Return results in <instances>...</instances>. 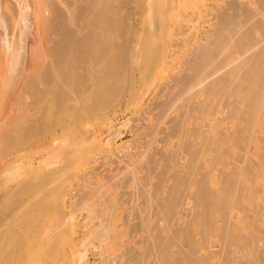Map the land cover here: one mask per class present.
Instances as JSON below:
<instances>
[{
  "label": "rangeland",
  "instance_id": "obj_1",
  "mask_svg": "<svg viewBox=\"0 0 264 264\" xmlns=\"http://www.w3.org/2000/svg\"><path fill=\"white\" fill-rule=\"evenodd\" d=\"M84 1L85 0H0V83H1L2 87L8 86V77L10 75L9 74L10 70H8L6 68V65H5V61H7V58L10 59V56L17 57L18 55H22V54L25 57V55H26V59L25 58H24V60L22 59V64L25 61L24 65H25L26 70L25 69L22 70L21 73H23V75H21V79H19L20 77L17 78V79H19L18 80L19 84L16 85L17 81H15V80H14L15 83L12 82V84H14L13 87L17 88V89L13 88L15 90L14 96L19 97V94L21 93L20 95H21V99H22L24 97L23 96V93H24L25 99H23L22 101L29 100V102H30V100L31 101L34 100V99L32 100L31 98L27 99L30 96H29V94H27L29 97L26 95L27 92L26 93L24 92V88H26V82H28V80L31 78L30 76H32V77L37 76V75H33L35 72L33 70L35 68H32V70H29L30 66L37 65L36 63L38 62V59L35 57V55L39 56L40 58H42V57L44 58V57H47L49 54H51L52 51H54L57 48V44L61 41V38H62L61 34H60V30L63 27L61 25L64 26L66 24L65 26H67V30H69V28H70V30H74V29L76 30L78 28L77 22H79V21H77V19L79 20L78 17H80L82 12L85 10L82 8H84L86 6L85 5L86 3ZM125 1L126 0H124V1L120 0V1H118V2H120L119 4L115 3L116 4V5L114 4L115 8H116L117 4L122 5L123 3H121V2H124L125 5L127 6L128 3L126 4V2H128V0L126 2ZM133 1L132 0H131V2L129 1L131 4V8H129L130 7L129 5H128L127 9H126L125 5L124 6L122 5L123 7L122 6H118V7L123 8L122 9L123 11L119 12V16H120V13H122L120 17L122 19L125 18V20L130 19V18H128L129 14H128V16H125V15H127L128 12L134 13V11H136V14L132 13L135 16L134 18H131L132 20L130 19L129 21H125L126 23L129 22L128 23L129 25L127 24L128 27H126L125 22H124L125 25H123L124 27H122V26H121L122 28L120 27L121 29L124 28L125 31H128V30L130 31V29H132L133 27L135 28L138 26L136 28L137 30H135L134 28L132 29L135 31V33H134V35H133V33L131 35H132V37L134 36V38L136 40L138 38L139 39L136 41L134 38H130V39H132L133 43H130L129 39H128L129 40L128 42L130 43V46H132V47L135 46L133 48L134 51H131V52L129 51V53H132L133 55H136V57H137L136 51H138L140 49L139 50V56L137 57V59H139V68H138V70L135 71V75H134L136 78V79L134 78L135 81L134 80L131 81V79L128 81V77H126V84H129L126 87L129 86L128 89H130V87L135 86V88L132 87L134 89V91L136 90V92H135L136 95L134 96L135 100L133 99L132 104H131V103H128L126 100H124L125 97L124 98L121 97L120 99L123 98L122 99L123 101L120 99L117 100L118 101L117 104H114L112 109H110V111H107L106 114H101V115H103V117H101V115H99L96 118H91V119L86 120L84 123L85 125L83 124L84 128H82L78 132H76L77 134L75 132L71 133V131H68V132L62 131L61 133H59L60 135L56 136V139L54 138L55 142H57V141L58 142L53 143L52 145L50 144V141H49L52 139H51V137L49 138V135H48L47 137H45L43 139H38V140H35L34 142H32V144L30 145L28 155L21 154L22 161H25L26 165H28V167H27L28 169L25 168L26 173H24V176H26L28 173L29 176L27 175V177H29V180L31 179L30 181H32V179H33L32 182H34V183L35 182L37 183L40 180V175H43V174L44 175L45 174L50 175L51 171L53 173L55 170L59 171L58 169H60L61 166L66 167L65 169H63L61 167V170L63 169L61 177L59 175L55 176L53 182L49 181L51 184L49 182H47L45 189L43 188V190H45L44 192H46L45 196L41 192L36 193V191H34V193L32 194V195H34V196H32V200L34 199V201L36 198L37 199H43V198L49 199L50 195H49V192H47V191H51L52 189H54V192L57 195L59 192H63V194H66L64 196V195H62V193H60V195H62V196H60V195L57 196V199H59L58 202H60V205L58 203L57 204L59 207H61L62 220L64 219L63 225H61L60 229L56 230V227L53 225L54 224V219H53L54 217L53 216L51 217V215H53V214H51L49 216L51 218L47 217L46 221H48L49 226H47V222H46V226H45L46 234H44V235L47 238L48 237L49 238L48 239L46 238L47 240H45L44 244L41 247H37L36 246L37 245L36 244L37 243L36 242L37 235H35V233L32 234L31 239H30L31 257H30L29 261H27L23 264H138V263H140V260H141L140 264H142V263L151 264L150 262H152L153 260H154L153 263L159 262V264H162L165 260L160 261V259L162 260V259H165L166 257H167L166 260L169 262L167 264H171V263L173 264L174 263L173 262L174 261V251H172V244L170 243L171 241L169 242L170 244L168 243V249L166 252L169 254V256L167 254L166 257H165V255H163L164 257H162L161 255L163 253L160 252V250H159V253H162V254H159L157 249H155V245L153 244L154 245L153 246L151 244V242H153V240L156 243V240H155L156 236L155 235L158 232L159 233L161 232L160 235H162V237H169V239L172 238L171 237L172 236V232H171L172 230L169 229L170 226H172V222L171 221L167 222L168 218L166 215V214H168L170 216L172 214V210L169 209L170 207L172 208V201H171L172 196L168 197L169 195H172V192L170 194L168 193V190L172 191V185H171L172 184V170H171L172 166H170L172 164V150L176 149L180 143L185 142L187 137L190 138V136L192 134L191 133L192 132V130H191L192 126H193L192 129H195L198 126L201 127L200 124H204L205 128L209 130L210 126L212 124L218 125V121L210 124L209 121H212L211 119L213 116H212V113H206L207 111L205 110L206 111L205 112L203 110L204 107L206 106L205 104H204L205 106L201 104V107L204 106L201 111L197 112L193 109V107L195 105H198V103L200 102V99H199L200 97H198V96L193 98L189 102L190 104H187L188 105L187 116H189V117H186V113H183L187 109L186 106L180 107V106L184 105L183 104L184 102H186L184 98L177 100V102H175V106L173 109H170L172 107H169V109L167 110L168 113L162 109V107L165 108L164 106H162L165 103V102L163 103V100L164 101L172 100V98H171L172 95L173 96L175 94L177 95V93H175V92H178V89L182 85L181 83H177L176 81H174V83H173V78H174L173 76H175V74L177 77H179L180 75L182 76L184 74H188L189 73L188 71H190V73L192 72L191 71L192 69L190 68V66H192V65L189 64L188 62H190L191 59L194 57V56H192V53L193 52L195 53V47L197 48V50H199V49H201V48H198L199 44L202 43L203 41H204V43H205V41L207 42V39H210V41H211L213 39V38L211 39V37H214L215 34H217V36L218 35L220 36L221 35L220 33H223V32L228 33L227 28L226 29L221 28L222 25H221L220 29L223 30V32H220L219 34H218V32L217 33L215 32V31L219 30L218 29V27L220 26L219 23L222 22V19H221L222 16L221 15L225 14V13H223V11L225 10L226 12H228V14L233 13L235 11L233 10V8L231 9V7H229V5H228V4H231L232 0H158L157 4L155 2L157 0H135L137 8L132 7L133 5L135 6V4H133ZM139 1L140 2L142 1V2L139 3ZM152 1H153V3L155 2L154 3L155 7L152 5L153 3H151ZM239 1L246 2L248 0H239ZM81 2H84V3L81 4ZM247 3L249 4L248 7H250V9L253 8L254 11L257 13L258 16H255L256 20L259 19V17H260V19H264V12L262 11V10H264L263 9L264 8V6H263L264 0H261V1L260 0H249ZM150 5L154 9H152L150 7ZM161 5L164 6V8L161 7ZM138 7H139V9H138ZM228 7H229V10L227 11ZM259 7H261V8L263 7V8L261 9ZM132 8L134 10H132L130 12L129 9H132ZM77 9H78V11H77ZM138 10H139V12H138ZM140 10H142V11H140ZM161 10H162V12H160ZM79 11H80V13H79ZM118 11H119V9H117V12ZM220 11H221V13H220ZM163 12H165L166 14L168 12V14H167L168 16H166V14L164 15ZM137 13H139V15H137ZM159 13H161V14L163 13L162 16H164V18H165L164 20L166 22H169V24L166 27H165V21H163L164 23L162 22L163 18L160 19L162 16L160 18L157 17V16H159V15H157ZM219 14H221V15H219ZM70 15H72L73 17ZM74 15H75V17H74ZM133 15H131V16H133ZM136 15L138 17L141 16V18H140L141 20L138 19L140 21L136 20L137 22H139L138 25H135V24H137V23H135V18L137 17ZM216 15H218L220 17H217ZM126 17H127V19H126ZM255 17H254V19H255ZM166 18H168V19H166ZM218 20H219V22H218ZM256 20H253V21H256ZM65 21H66V23H65ZM72 21H75L76 25H74L75 22H72ZM6 22H8V23H6ZM131 23H134L133 24L134 26ZM140 23H141V25H140ZM216 24L219 26H216ZM156 25H158L159 28ZM129 27H131V28L129 29ZM144 27H146V28H144ZM154 27H157L158 29L154 28ZM162 27L164 29H162ZM167 27H169V30ZM127 28H128V30H127ZM154 29L157 31H154ZM216 29H218V30H216ZM159 30H161V31H159ZM210 30H212V31H210ZM153 31H154V34H152ZM131 32H133V31H131ZM155 32H156V35H155ZM165 32H167V33H165ZM212 32H214L215 34H213ZM61 33H62V30H61ZM175 33H176V35H175ZM261 33H262L261 31H259L257 33L258 37H262ZM158 34H160V35H158ZM167 34H168V37L165 36L167 38L166 39L164 37V35H167ZM136 35H138V36H136ZM171 35H172V37H170ZM159 36H160V38H159ZM219 36L214 37V40L215 39L217 40V38H219ZM120 37H121V35H120ZM151 37H152V42H151ZM123 38H124V40H123ZM123 38H119V36H118L117 39L118 40L120 39L119 40L120 42H118L116 40V38H115L114 42H118L119 45L121 46L124 44V43L120 44L121 41L126 40L125 36H123ZM58 39H60V41ZM155 39H157V40H155ZM144 40L146 41V43ZM160 41H162L161 42L162 46L160 45ZM165 41H167V42H165ZM208 42H209V40H208ZM212 42H214V41L212 40ZM134 43H135V45H134ZM152 43H154V44L152 45ZM163 43H165V44H163ZM117 44H115V46ZM126 44H127V42L125 43V45ZM206 45H208V43H205V46ZM163 46H165V47H163ZM54 47H56V48H54ZM58 47H59V44H58ZM132 47H131V49H132ZM12 48L14 50H12ZM53 48H54V50H52ZM145 48H146V50H145ZM49 50H52V51H49ZM192 50H194V51H192ZM197 50H196V52L198 53ZM48 52H50V53L47 55ZM146 53L149 54L150 58L148 57V55ZM194 53H193V55H194ZM142 54H144V56ZM30 55H33V57ZM152 56H153V58H152ZM158 56H160V57H158ZM142 57L144 59L143 62L141 61ZM29 58H35L36 60L31 59V62H30ZM155 59L158 62H156ZM168 59H169V62H168ZM185 59H187V60L189 59L188 62H187V60L185 61ZM145 61H147L148 65L150 66L149 68H147V66L146 67L144 66V64L147 65L145 63ZM153 63H154V65H156V67L152 65ZM183 63L186 64V65L184 64L186 67L182 66ZM140 64H141V66H140ZM179 64H182V65H180L181 66L180 68H179ZM27 66H29V68ZM22 67H24V66H22ZM140 67H141V69H140ZM143 67L145 68L146 71H148V72L151 71L152 73L145 74V77H144V75L142 74V72L144 73V71H145V70H143ZM151 67H155L152 69L153 71L151 70ZM183 67H184V69L187 68L184 71L185 73L182 72L181 68H183ZM146 68L149 70H147ZM178 69H180V70H178ZM25 71H27V72L25 73ZM28 71H30V72H28ZM146 71H145V73H147ZM176 71H178V73ZM27 73L30 75H28ZM31 73H33V74H31ZM165 73H166V75H165ZM16 74H17V76L20 75V73L18 75V72H16ZM26 74L28 75L27 77L29 79L26 76H24ZM151 75H152V77H151ZM146 76L148 78H146ZM155 76H157V77H155ZM141 77L144 78L143 81L146 80L143 83V84H145V86L142 85V81H140ZM163 77H164V80H163ZM177 77H175V78H177ZM24 79H25V81H24ZM141 80H142V78H141ZM19 81L20 82L22 81V82L20 83ZM167 81H171L169 83L170 84L173 83V85L169 86V83H167ZM24 82H25V84H24ZM157 82H159L160 84L162 83V84L161 85L156 84ZM15 85H16V87H15ZM23 85H24V88H23ZM165 85H166V87H164ZM139 86L141 88H139ZM144 87L147 89H145ZM160 87H161V89H160ZM11 88H12V85H11ZM173 88H174V91H172ZM161 91H163V92H161ZM1 92H3V91H1ZM168 92H169L170 97L167 96ZM157 93H158V95H157ZM124 94L126 96L128 95V93H124ZM137 94H139V95H137ZM154 95H156V96H154ZM26 96H27V98H26ZM17 97L13 100L15 101L17 99ZM167 97H168V100H166ZM177 97H179V95ZM136 99H137V101H136ZM19 100H20V98H19ZM155 101L157 104L159 103V101H161L159 104V105H161V103H162L161 107H159V105L157 106V104H155ZM178 101H180V102H178ZM192 102H194V103L192 104ZM176 103H177V105H176ZM222 104H223V106H222ZM222 104H221V106H219L217 108V110H221V111L225 110L226 111V108L228 109V107H226L227 105L225 104V102ZM115 105H116V108L114 107ZM136 105H138V106H136ZM171 105H172V101H171ZM189 105H190V108H189ZM154 106L156 107V109L154 108ZM178 106L181 109L183 108V112H181V114H180L181 109L177 108ZM191 107H192V109H191ZM224 107H226V108H224ZM113 108H115V110L117 109V111L113 110ZM221 108H224V109H221ZM150 109H152V110L150 111ZM161 109L165 113L163 112V114H162ZM34 112L35 111L30 112V117H32V115L34 116V117H32L33 120L36 116V115H34L35 114ZM141 112L143 114L142 116H144V117L141 116ZM158 113H160V115ZM190 113L192 114L191 116H190ZM12 114H13V111H8V110L7 111L5 110V112L3 110L0 113V222H2V224L0 223V236L3 234V237H7V232H8V231L6 232L7 227L5 225L3 226L4 218L14 212V208L9 206V202L12 201L11 190H10L11 184L10 183L12 182L11 180H13L12 177L14 176V174H15L14 177L17 176L15 170L12 173L13 175L11 174V161H12V157H13V153L11 151V148L13 145V143H12L13 132H12V126L10 125V123L12 120L11 119ZM145 114H147V115H145ZM157 114H158V116H157ZM180 115L185 116L187 120L184 121V118H182ZM194 115H196L195 116L196 120H194L195 119ZM219 115L220 116L224 115V113L219 112ZM173 116L177 117L176 121H178L181 118L178 122L182 123V127L185 126L184 130L183 129L180 130V131H184V132L180 133V131H179V133H177L178 131L177 132L175 131L176 129L174 127L176 125H178V122H175ZM157 117H158V119H157ZM140 118H141V120H140ZM172 118H173V121L175 123H177L176 125L171 121ZM203 118H205V120ZM242 118L237 119L233 115V117H229V119L226 122H228V123L230 122V124L232 123V126H233V124H235L234 125V132L237 135L244 133V135L246 134V136H248V133L252 134L251 136L250 135L249 136H250V138L253 139V143L251 145H249L250 148L248 146L245 148V152H244V148L240 147L238 153H235V154L237 156L242 155V154H246L247 156H249L248 157L249 159L247 158L248 161L246 160L244 167L246 166V163H248V164L252 163L253 164L252 167L256 166V171H258V172H254L253 175L252 174L248 175V178H246L245 181H241L239 185L242 188H246V187L247 188L251 187L254 189L256 187L261 188V187H263V182H264V170H263L264 166H262V165H264V163H263L264 162V132H263L264 131V121H263L264 118L262 119V121L260 120L258 122H255V125H256L255 127L257 129L255 133L254 132L250 133V131L248 129V127H250V125H249V123L246 124L247 117L244 116V118H245L244 120ZM200 120H201V123H200ZM206 124H207V126H206ZM230 124L225 123L223 126H224V128H226L227 125L231 126ZM156 126H157V128H156ZM158 126H160V127L158 128ZM171 126H173V127H171ZM199 127L197 128L198 131H200ZM154 128L156 130H153ZM172 128H174L173 130H174V132H176L175 134H178L177 136L175 134H172V133H174ZM219 128H221V130ZM219 128L218 129L223 133L222 127H219ZM237 128H238V131L242 129L240 131L241 133L240 132L238 133ZM244 128H246V130H244ZM162 129H164V131H166L167 133H165V132L163 133ZM211 129L212 130H210L209 133L212 131V134H214V137L218 138V133L220 131L217 130V128L214 127L213 125L211 126ZM170 130H172V133L170 132ZM28 131L29 130H26L24 132L26 133ZM193 131H195V130H193ZM246 131H248V133ZM117 132H119V133H117ZM159 132H160V134H159ZM107 133H109V134H107ZM114 133L116 136L114 135ZM150 133L152 134V136ZM182 133H184V134H182ZM100 134H101V136H100ZM149 134H150V136H149ZM96 135H97V137H96ZM143 135L146 137H144ZM167 135H168V137H167ZM165 136H166V139L163 138ZM198 136L201 138L204 137V135H198ZM136 137H141L142 139L137 138V140H135ZM262 137H263V139L261 140ZM104 138H105V140H104ZM163 139H165L166 143ZM179 139H183V140H179ZM106 140L108 143L107 142L105 143ZM133 140H135V141H133ZM98 141H101L104 143H101ZM141 141H143V142H141ZM201 141H202V139H201ZM150 142H152V143H150ZM163 142L165 144L162 145ZM73 144L76 145L77 147H73V149L70 150V147H71V145L73 146ZM92 144H93V146H92ZM102 144L104 145V148H103V146H101ZM175 144H176V146L174 147ZM94 145H95V147H94ZM100 146L102 149L99 148ZM198 146H200V145L198 144ZM56 147L59 151H56ZM89 147L90 148L94 147L93 149H91V154H87L88 152L90 153ZM148 147H149V149H148ZM151 147H152V149H151ZM85 149H87V150H85ZM156 149H160L161 153H158L160 150H158V152H157ZM248 149H250V150H248ZM74 150H76V151H74ZM130 150H131V152H130ZM162 150H163V152H162ZM154 151H155V154L152 153ZM170 151H171V154L168 155V153H170ZM197 151H200V150H197ZM70 152H71V154H69ZM83 152H85V153H83ZM143 152H144V154H142ZM149 152L152 153L154 157L151 154V156L148 158ZM236 152H237V150H236ZM145 153H146V155H145ZM77 154H79V155H77ZM160 154H162L163 157H160L161 156ZM164 154H166V155H164ZM192 154H195L196 156H198L197 155L198 152H195V153L193 152ZM132 155L134 157H132ZM195 155H192V158L196 159V161H197L199 156L194 158ZM200 155H201L200 157H202V158H200V160L202 159V163H203V161H204L203 159H205V158H204V156H202V154H200ZM86 156L87 157L89 156L88 158H90L88 160L85 159L87 161L84 160V158H87ZM143 156H145L146 158ZM169 156H170V158H169ZM77 157H78V160L76 159ZM159 157L161 160L159 159ZM71 158L73 160L75 159L76 161L74 160L75 162H71L70 161ZM91 158H92V160H91ZM166 158H168V160ZM187 158H189V157H187ZM190 158H191V156H190ZM68 159H70V160H68ZM154 159H155V161H154ZM156 159H157V161H156ZM165 159L167 161L166 164L164 162ZM169 159H171V160H169ZM220 159H221L220 157H219V159H217L216 167H215V170L213 172L214 175L217 176V180L215 182H220V183H216L215 185L220 187V189L218 188L219 190L217 189V191H215V193L213 195H211L210 197H211V199H214V200L221 202V201H227L229 194H228V192H226L225 190H222V188H221L223 186V184H222V181H220V180H222L221 177L224 174V167H225L224 164L225 163L223 164L224 161L222 159L221 160ZM262 160H263V162H262ZM168 161L170 162V164H168ZM66 162L67 163L70 162L72 164L76 163V164L72 165L69 163L68 165H70V166L72 165V167H70V166H67ZM87 162H90V163H87ZM199 162H201V161H199ZM85 163L87 165H85ZM143 163H144V165H143ZM154 163H156L157 166H154L155 165ZM202 163L197 164V166L199 165L197 168L198 172L196 173L197 174L196 176L198 178H201V174L203 175V173L199 174V171L200 172L205 171V169L202 168L203 167L201 165ZM254 163H255V165H254ZM259 163L262 165H260ZM167 165L170 169L168 167H166ZM257 165L260 167H257ZM108 166H109V168H108ZM162 166H164L165 168ZM126 167H127V169H126ZM153 167L155 170H153ZM162 168L166 169L165 171L167 173H162V172H164L163 170H161ZM220 168H223V169H220ZM234 168H235L234 169L235 171L240 172L241 167H239L238 164H236L234 166ZM53 169H55V170H53ZM219 169H220V171H219ZM151 170H152V172L153 171L154 172L152 173ZM57 171H55V172H57ZM133 171L135 172V175H133V173H134ZM222 171H223V174H222ZM43 172H45V173H43ZM93 172H94V174H93ZM160 173H161V175H160ZM219 173L221 176H219ZM255 173H256V176H254ZM118 174H119V176H118ZM145 174L148 176H146ZM38 176H39V178H38ZM161 176H162V178H161ZM163 176H165V177H163ZM34 177H35V179L36 178L37 179L35 180ZM86 177H87V179H86ZM128 177H130L131 179H129ZM137 177H138V179H137ZM147 177H149V178H147ZM124 178H125V180H124ZM134 179L137 180L138 182L137 181L135 182ZM159 179H160V181L163 180V181H161V184H160ZM128 180H130V181H128ZM107 181H108L109 185L106 186ZM122 183L124 184L123 186H122ZM134 183L136 184V186L138 188L135 186ZM153 183L154 184L156 183L159 186V187H157L160 189V190L158 189V192L161 193L162 196L157 192V190H155L156 184L154 185ZM93 184H94V186H93ZM140 187L141 188L143 187V189L138 190ZM78 188H80V189H78ZM135 188L137 190L134 191ZM229 188H231V187H229ZM97 189H100V190L103 189V190L99 191ZM144 189L147 190L145 193H143ZM77 190H79L78 194H76ZM86 191H88L89 193ZM136 191H137V193H136ZM153 191H156L157 194L154 192L156 194L155 195L153 193ZM84 192H85V195H84ZM247 193H248V191H246L245 189L241 190L240 192H237L235 194L233 193L237 199L228 201L229 204L227 206L228 207L227 210H228V212L230 211L231 214L235 215L234 219H233V217L231 219H233L234 221L237 220L236 222H234L235 227L237 229L235 231V235H234L235 242H233L232 244H231V242L230 243L224 242L225 245H224V243H221L220 241H222V242L224 241L223 240L224 233H222L223 230L220 228L213 229L212 232H214V233H211V235L209 234V236H208V238L211 237L212 240L219 241L220 244H222V246H226L227 248L234 250L235 251L234 257L232 259H227V260L222 259L223 256H221L219 253L220 248L217 247L219 249L216 250V247L210 248L207 243L202 242L204 237L201 236V234H199L200 233L199 230L196 229L194 231V233L191 234V238H192L191 242L185 248V252L187 253V256L184 257L180 261V264H195L193 262V257H192L193 254L192 253H194V255L196 257H198L202 260H208L210 262V264H264V260H263L264 243L261 242L262 240H264V212L260 213L257 210V208L248 200V198H246ZM73 194H74V196H73ZM80 194H81V197L79 196ZM137 194H139V195H137ZM83 195L87 197L86 199L88 201H85V197ZM152 195L155 197H153ZM150 196L153 198V200H151L152 198ZM62 197L63 198L67 197L64 200V202L62 200L63 199ZM148 197H150L151 201H149ZM160 197L161 198L163 197L164 199L160 200ZM167 197L170 200H168ZM81 198L83 199V203H79V202H82ZM239 198H241V199H239ZM262 198L264 199V195L262 196ZM79 199H80V201H79ZM61 200H62V203H61ZM166 200H167V202L168 201L169 202L167 203ZM154 201H156V202H154ZM160 201H161V203H160ZM170 201H171V203H170ZM232 201H233V204L235 203L234 205L232 204ZM36 202H40V203L45 204L42 201H36ZM52 202H54V201L50 200L49 204L52 205L53 204ZM76 203H78V205ZM144 203H145V205H144ZM148 203H151L153 205L155 203H157L156 204L157 207H158L159 203L165 204V206H163V204H162L161 207H167V209H169L168 211H170V212L166 213L163 210V213L165 214L164 217L166 218V220L163 219V217L161 218V220H159L160 222L157 220L163 214L162 211L159 214H157L158 210L160 211V210L164 209V208L160 207V204H159L160 209L158 207V210H157V207H155V205L154 206L152 205L153 209H155L152 211V206H151V204L149 205ZM166 203H167V206H166ZM194 203L195 202H192L193 205H195ZM240 203L244 204V205H242L243 207L240 206ZM196 204L198 207L200 203L197 202ZM54 206H55V204H53V207ZM136 206H137V208H136ZM138 206H140V209L142 208L141 211H140V209L138 210V208H139ZM245 206L248 207L246 213H245V211H246ZM136 209L138 212L136 211ZM149 209H150V211L148 214ZM167 209H165V211H167ZM239 210H241L242 214H240ZM226 211L225 210L223 211L224 215H225ZM140 212H141V215L139 216ZM152 212L155 213V216L153 215L154 216L153 218L151 216L153 214ZM230 212L227 214L229 215ZM136 213L138 215V218H137ZM150 213H151V215H150ZM147 214L149 216H151V217H149V219L151 221L145 220L146 216H147L146 219H148ZM217 215H218V217H217ZM219 215L221 216V212H217V214H215L214 216H216V218L219 219ZM131 216H132V219H131ZM240 216H241V218H240ZM171 217H172V215L170 216V218ZM216 218H215V220L218 223L222 222L221 219L217 220ZM104 221H106V222H104ZM157 221L159 223V228L157 227L158 229L155 228L156 226H158ZM137 222L139 224H140V222L146 223L145 226H144V224L143 225L140 224V227L142 226L141 228H143V227H145V228L139 229V230H141V231H139L137 229V226L139 225V224H137ZM166 222H167V224L170 223V224H168L169 226L166 224ZM102 223H104V224H102ZM155 223H157V224H155ZM105 224H107V226ZM100 225H103V226H100ZM134 225H135V227H134ZM130 226L132 229H130ZM166 226L168 227L169 230H166L167 229ZM151 227L154 230L151 229ZM3 229H4V231H3ZM159 229H161V231ZM2 231H3V233H1ZM168 231H170V232H168ZM220 231H222V232L219 234ZM149 232H151L152 234L151 233L150 234L155 236V237L153 238V236H151V235L149 237ZM215 232H216V234H215ZM169 234L171 236H168ZM57 235L59 236L58 238H60V240L54 244V241H55L54 238ZM255 235H259L261 237H259V236L257 237ZM251 236L252 237L255 236V237H257V239L259 238L260 240L257 241V239H254L255 238L254 237L253 240H255L257 242L253 241V243H250V240H248L249 242H247L246 239H248V237H251ZM147 239H149V240L153 239L152 241H150V245H152L154 247L153 249H155V251H154L152 249V247L149 248V252H148L149 256H147V251H146V250H148L147 245L149 244V240H147ZM32 242H35V243H32ZM145 243H146V245H145ZM17 248H19V247H17ZM150 249H152V250H150ZM214 249L217 251V253L214 252L215 251ZM144 250H145L146 255H144L145 254L143 252ZM244 252H245V255H249V256L244 258V260H242L241 256L244 255ZM153 253H156V255ZM134 255L136 258L134 257ZM154 255H155L156 260L159 258L157 261H155ZM158 256H160L161 258ZM166 262H165V264H166ZM2 263L0 262V264H2ZM154 264H156V263H154Z\"/></svg>",
  "mask_w": 264,
  "mask_h": 264
},
{
  "label": "bare ground",
  "instance_id": "obj_2",
  "mask_svg": "<svg viewBox=\"0 0 264 264\" xmlns=\"http://www.w3.org/2000/svg\"><path fill=\"white\" fill-rule=\"evenodd\" d=\"M118 1H120V0H85L84 2L86 3L85 4L86 6L84 8H82L85 10L82 12L81 16L78 17L79 20L77 19V21H79V22H77L75 20L78 23V26H77L78 28L76 30L74 28H73L74 30H70V28H69V30H67V26H65L66 24L64 26L61 25L63 27L61 29L62 33L60 30V34H61L62 38H61V41H60V39H58L60 41V42L58 41L59 47L57 44V48L54 47L56 49L55 50H54V48L52 49L55 52L52 50H49V51H52V53L49 54L50 52H48L47 55L48 54L49 55L47 57H44V58L43 57L40 58L39 56L35 55V57L38 59V62L36 63L37 65H35V66L29 65L31 69L29 68V66H27V67L29 68V70H32V68H35L33 70V71H35L34 74L33 73H31V74L37 75V76H33V77L30 76L31 78L29 79L27 76L30 74L27 73L28 75L27 74L24 75L29 79L28 82H26V88H24V85H23L24 92L25 93L27 92L26 95L29 94V96H30L29 97L27 95L29 98H27V96H26V98L27 99L31 98L32 100L34 99L33 101H31V100H30V102H29V100L22 101L23 99H25L24 98L25 95L23 92L22 93H23L24 97L22 99H21V95H20L21 93L19 94V97L14 96L15 95L14 89H17V88H14L13 87L14 84H12V82L15 83L14 80L17 81L16 85L19 84L18 80L21 79V75H23V73H21V72H22V70L25 69V65H24L25 61L22 64V59L23 60H24V58L26 59V55H25V57L23 54L18 55L17 57L10 56V59L7 58V61H5L6 68L8 70H10L9 71L10 75L8 77V86L7 87L6 86L2 87V85L0 83V113L3 110H4V112H5V110L6 111L7 110L13 111L12 118H11L12 120L10 123V125L12 126V132H13V134H12L13 135L12 136L13 145L11 148V151L13 153V157H12V161H11V174L15 170L17 176L14 177L15 176V174H14V176L12 177L13 180H11L12 182L10 183L11 185L9 184L10 190H11V199H12V201L9 202V206L14 208V212L4 218L3 226L5 225L7 227V230H6V232L8 231L7 237H3V234L0 236V262L1 263L3 262L2 264H14V263L15 264H23V263L29 261L30 257H31V252H30L31 235L34 233H35V235H37V239H36L37 245L36 246L41 247L44 244L45 240H47L49 238V237L47 238L44 235V234H46V231H45L46 222H47V226H49L48 221H46L47 217H49L51 214H53V215H51V217L52 216L54 217L53 218L54 219L53 225L56 227V230L60 229L61 225H63V220H64V219L62 220V213H61L62 210H61V207L58 206V204L60 205V202H58L59 199H57V196L60 195V193H62V195H64V196L66 194H63V192H59L57 195L54 192V189H52L51 191H47V192H49V195H50L49 199H45V198L37 199L36 198L35 201H34V199L32 200V196H34L32 194L34 193V191H36V193L41 192L45 196L46 192H44L45 190H43V188L45 189L47 182H49V181L53 182L55 176L59 175L61 177L62 172H63L62 170L65 169L66 167L61 166L63 169L61 170V167H60V169H58L59 171L53 169L57 172L54 171L52 173V171L51 172L49 171L50 175H48V174L40 175L39 174L40 180L37 183L36 182L34 183V182H32L33 179H32V181H30L31 179L29 180V177H27L28 173L26 176H24V173H26L25 168H27L28 165H26L25 161H22L21 154L28 155L30 145L32 144V142H34L35 140H38V139H43V138L47 137L48 135H49V138L51 137V139H52V140H49L51 145L53 143H57L58 141L55 142L56 136L60 135L59 133H61L62 131H67V132L71 131V133L72 132L76 133L80 129L84 128V125H85L84 123L86 120L91 119V118H96L99 115L106 114L107 111H110V109H112L113 105L117 104V102H118L117 100H119L121 97H123V98L125 97L124 100H126L128 103L132 104L134 96L136 95L135 94L136 90L134 91V89L132 88V87L135 88V86L130 87V89H128L129 86L126 87L127 85H129V84H126V77H128V81L130 79H131V81L134 80L135 71L138 70V68H139V59H137V57L139 56V50L140 49L138 51H136L137 57H136V55L129 53V51L130 52L134 51L133 48L135 47V46H133V47L130 46V43H133L132 39H130V38H134V36L132 37L131 34L133 33V35H134V33H135V31L132 30L134 28L133 27L134 23H131L133 25V26L131 25L133 28L130 29L131 27H129L130 31L128 30V28H127L128 31H125L124 28H123L124 30L121 29L122 27H124L123 25H125V23H126L125 21H129L131 18L135 17L133 14L134 13L136 14V11H134V13L132 12L133 14L129 13V12L128 13L126 12L127 15L124 14L125 16H128V14H129V16H128V18H130L129 20H125V18L122 19L120 17L122 13H120V16H119V12L123 11L122 7L125 5V3L121 2V3H123L122 4L123 6L118 5L120 3ZM121 1H124V0H121ZM129 1L131 2V0H128V2H126V4L128 3V5L130 6L129 8H131V4ZM234 1L233 0H232V2L230 1L231 4H228V5H229V7H231V9L233 8V10L235 12L228 14V12H226L224 10L223 13H225V14H223V13H222L223 15L219 14L222 16V18H221L222 22L219 23L220 26L216 24V26H219L218 27L219 30L216 29L218 31H215L216 33L218 32V34H219L220 32H223V30L220 29L221 25H222L221 28H223V29L227 28L228 29V33H225V32L220 33L221 35L220 36L218 35L219 38H217V40L215 39L216 40L215 41L214 37H218V36H217V34L212 32L213 34L216 35V36L214 35V37L210 36L211 39L213 38L212 40L214 42H212V40L210 41V39H207V42L205 41V43H208V45L205 46V43L202 40L203 42L200 43L201 45L199 44V47H198L201 49L197 50V48L195 47V53L193 52L194 55L192 53V56H194V57L191 59V61L188 62L189 59L188 60L185 59V61L187 60V62L192 65V66H190V68L192 70L188 67L192 72L190 73V71H188L189 72L188 74H184L182 76L178 75L179 77H177L175 74V76H173L174 77L173 83H174V81H176L177 83H181L182 85L178 89V92H175V93H177V95L175 93H174L175 94L174 96L172 95V97H171L172 100H168V97H170L169 92H168V95L166 94L168 96L166 100H168V101L163 100V103L165 102L163 105L161 103V105L165 107V108L162 107V109L165 112H167L169 107H172L170 109L174 108L175 102H177V100L184 98L186 102L183 103L184 105L180 106L181 105L180 104L179 106L180 107L186 106V108H187L188 107L187 104H190L189 102L193 98L198 96V97H200L199 98L200 102L198 101L200 104L198 103V105H195L193 107V109L198 112V111H201L202 108L206 105L203 110L204 111L206 110L207 111V112L205 111L206 113H212V116L214 117V118L212 117V119L210 118L212 121L208 120L210 122V124L218 121V125H216V124H212V125L214 127H216L217 130H219V129L221 130V128H219V127H222V129H223V133L219 130L220 132L218 133V138H216V137H214V134H212V131L209 133V131L212 130L211 129L212 125L211 126L209 125L210 129L208 130L205 128L204 124H200L201 123V120H200V123L198 122L201 125V127L198 126L200 131L197 130L198 127H196L195 129H192V127H193L192 126L191 127V130H192L191 133L192 134H191L190 138L187 137L185 142H183V143L179 142L180 144L177 146V148L172 150V164L170 165V166H172V168H171V170H172V184H171L172 185V191L168 190V193L170 194L172 192V195H169V196L167 195L168 197L172 196V199H171L172 208L170 207L171 205L169 206L170 208L168 207L170 210H172V214H171L172 217L170 218L171 215L169 216L168 214H166L167 218H168L167 222H169V221L172 222V226H170V228H169L172 230L171 231L172 236L170 234L168 235V236H171L172 238L169 239V237H162V235H160L161 232L160 233L158 232L159 234L157 233L155 235L156 236L155 237V236L151 235L152 234L151 232H149V237H150V235L153 236V238L155 237L156 243L153 239H151V240L147 239V240H149V244L147 245L148 250H146V251H147V256H149V254H148L149 248L152 247V249H153L154 248L153 246L155 245V249H157L158 253L160 250V252H162L163 254L162 253H159V254H162L161 255L162 257H164L163 255H165V257H166L168 254V253H166L167 249H168V243L171 241L170 243L172 244V251H174V261H173L174 263L173 264H180V261L184 257L187 256V253L185 252V248L191 242V239H192L191 234L194 233V231L196 229L199 230V232H200L199 234H201V236L204 237L203 240L201 239L202 242L207 243L210 248L216 247V250L220 248L219 253L221 256H223L222 259L227 260V259H232L234 257L235 251L227 248L226 246H222V244H220V242L221 243H224V242L230 243L231 242V244L233 242H235L234 235H235V231L237 229L235 227L234 222H236L237 220H235V221L233 220L235 215L231 214L230 211H229L230 214L229 215L227 214V213H229L227 210L228 209L227 206L229 204L228 201L237 199L234 195L235 193L240 192L241 190L245 189L246 191H248V193L246 194L247 195L246 198H248V200L257 208V210L260 213L264 212V199L262 198V196L264 195V182H263V187L257 188L255 186L256 187L255 189L251 188V187L250 188H247V187L242 188L239 185L241 181H245V179L248 178V175H250V174L253 175L254 172H258V171H256V166L252 167V165H253L252 163H249V164L246 163V166L244 167V164H245V162L249 156H247L246 154H242V155L238 154L239 156H237L235 154V153H238L240 147L244 148V152H245V148L247 146L250 148L249 145H251L253 143V139L250 138V136L252 134H249L248 131H246L248 133V136H246V134L244 135V133L237 135L234 132V125L235 124H233V126H232V123L230 124V122L229 123L226 122L229 119V117H233V115L237 119H239V118L241 119L243 117L242 118L243 120L245 119L244 118V116H245V117H247L246 124L249 123V125H250V127H248L250 133H252V132L255 133L257 130L255 127L256 126L255 122H258L260 120L262 121V119L264 118V19H260V17H259V19L256 20L255 16H258V15L254 11L253 8H252L253 9L252 10V9H250V7H248L249 4L247 2L249 0L246 2L239 1V0H234ZM84 2H81V4ZM135 2L136 1L134 0L133 4H135V6L133 5L132 7H136ZM141 2L139 1V3H141ZM155 2L157 4L158 0ZM115 3H118L116 8L114 6ZM151 3H153V1ZM154 3L152 4L153 6H154ZM128 5L127 6L125 5L126 9H127ZM118 6H122V7L119 8ZM150 7L152 8L151 5H150ZM161 7L164 8V6H162V5H161ZM229 7H228L227 11L229 10ZM259 8H261V7H259ZM117 9H119L118 12H117ZM138 9H139V7H138ZM152 9H154V8H152ZM129 10L131 12L134 9L132 8ZM77 11H78V9H77ZM140 11H142V10H140ZM262 11L264 12V10H262ZM138 12H139V10H138ZM160 12H162V10ZM79 13H80V11H79ZM163 13H164V15L166 14L165 12H163ZM220 13H221V11H220ZM130 14L133 16H131ZM162 14L161 13L157 14V15H159L157 17L160 18L162 16ZM167 14H168V12H167ZM167 14H166V16H168ZM137 15H139V13H137ZM70 16H72V15H70ZM216 16L220 17L218 15H216ZM74 17H75V15H74ZM254 17H255V19H254ZM140 18H141V16L140 17L137 16L135 18V23H137L135 25H138L139 22H137L136 20H138ZM126 19H127V17H126ZM160 19H162V22L165 21L164 16H162ZM166 19H168V18H166ZM140 20H138V21H140ZM219 20H218V22H219ZM253 20H256V21H253ZM75 21H72V22H75ZM76 22L74 23V25H76ZM6 23H8V22H6ZM65 23H66V21H65ZM128 23H126V27H128V25H129ZM168 24H169V22L165 21V27ZM140 25H141V23H140ZM156 26H158V25H156ZM137 27H135L134 29L137 30L136 29ZM144 28H146V27H144ZM154 28H157V27H154ZM158 28H159V26H158ZM167 28L169 30V27H167ZM162 29H164V28L162 27ZM131 31H133V32H131ZM154 31H157V30L154 29ZM154 31L152 34H154ZM159 31H161V30H159ZM210 31H212V30H210ZM257 31L262 32L261 33L262 37H258ZM165 33H167V32H165ZM168 34L164 35V37L165 36L168 37ZM120 35H121V37H120ZM122 35L125 36L126 40L121 41L120 44H122V43H124V44L120 46L118 43V42H120L119 41L120 39L118 40L117 37L119 36V38H123ZM155 35H156V32H155ZM158 35H160V34H158ZM175 35H176V33H175ZM136 36H138V35H136ZM152 37H151V42H152ZM170 37H172V35ZM115 38L118 42H114ZM159 38H160V36H159ZM123 40H124V38H123ZM155 40H157V39H155ZM208 40H209V42H208ZM126 42H127V44L128 43L129 44L125 45ZM161 42L162 41H160V45H161ZM165 42H167V41H165ZM145 43H146V41H145ZM115 44H117V45L115 46ZM153 44L154 43H152V45ZM163 44H165V43H163ZM134 45H135V43H134ZM131 47H132V49H131ZM163 47H165V46H163ZM12 50H14V49L12 48ZM145 50H146V48H145ZM196 50L198 51V53L196 52ZM192 51H194V50H192ZM142 55L144 56V54H142ZM147 55L150 58L149 54H147ZM30 56L33 57V55H30ZM158 57H160V56H158ZM152 58H153V56H152ZM31 59H35V58H29L30 62H31ZM143 60L144 59L142 57L141 61L143 62ZM155 61L158 62L156 59H155ZM168 62H169V59H168ZM145 63L147 65H145L143 63L144 66L145 67L147 66V68H149L150 66L148 65L147 61H145ZM184 64L185 63H183V65L179 64V68L181 67L180 65H182V66L186 65V64L185 65ZM152 65L156 67V65H154V63ZM22 66H24V67H22ZM140 66H141V64H140ZM155 67H151V70ZM140 69H141V67H140ZM181 69H182V72L185 73L184 71L187 68L184 69V67H183ZM143 70H145L144 67H143ZM147 70H149V69H147ZM178 70H180V69H178ZM145 71H144V73L142 72L144 77H145V74L152 73L151 71L150 72L146 71L147 73H145ZM16 72H18V75L20 73V75L17 76ZM26 72L27 71H25V73ZM28 72H30V71H28ZM176 72L178 73V71H176ZM165 75H166V73H165ZM151 77H152V75H151ZM155 77H157V76H155ZM175 77H177V78H175ZM17 78H19V79H17ZM141 78H142V80H141ZM141 78H140V81H142V85L145 86V84H143V83L146 80L143 81L144 78L143 77H141ZM146 78H148V77L146 76ZM163 80H164V77H163ZM24 81H25V79H24ZM169 82H171V81H167V83H169ZM173 83L172 84L169 83V86H172ZM24 84H25V82H24ZM156 84H160V83L157 82ZM11 85H12V88H11ZM16 85H15V87H16ZM164 87H166V85ZM139 88H141V87L139 86ZM145 89H147V88H145ZM160 89H161V87H160ZM1 91H3V92H1ZM172 91H174V88ZM161 92H163V91H161ZM124 93H128V95L126 96ZM137 95H139V94H137ZM157 95H158V93H157ZM178 95H179V97H177ZM154 96H156V95H154ZM16 97H17V99L14 101L13 99H15ZM19 98H20V100H19ZM122 99H120V100H122ZM136 101H137V99H136ZM171 101H172V105H171ZM160 102L161 101H159V103L157 104L155 101V104H157V106H158L160 104ZM178 102H180V101H178ZM194 102H192V104ZM224 102L227 105V106L226 105L225 106L228 107V109L226 107H224V108H226V111L225 110H223V111L217 110V108L219 106H221V104ZM201 104L202 105L205 104V105L201 107ZM161 105H159V107H161ZM176 105H177V103H176ZM136 106H138V105H136ZM179 106L177 108H180ZM222 106H223V104H222ZM114 107L116 108V105ZM115 108H113V110H115ZM154 108L156 109L155 106H154ZM189 108H190V105H189ZM224 108H221V109H224ZM162 109H161V113L163 114L164 111H162ZM191 109H192V107H191ZM151 110L152 109H150V111ZM187 110H188V108L186 109L185 112H183V108H182L180 111V114H181V112H183V113H186V117H189V116H187ZM32 111H35L34 115H36L34 120L32 118V117H34L33 115H32V117H30V112H32ZM115 111H117V109ZM219 112L220 113L223 112L224 115L220 116ZM191 113H190V116L192 115ZM147 114H145V115H147ZM158 114L160 115V113H158ZM158 114H157V116H158ZM142 115L143 114L141 112V116ZM175 116H173V118H174L175 122H178L181 118L178 121H176L177 117H175ZM180 116L182 118H184V121L187 120L185 116H183V115H180ZM195 116L196 115H194V118H195ZM101 117H103V115H101ZM142 117H144V116H142ZM173 118L171 121L176 125L177 123H175L173 121ZM157 119H158V117H157ZM203 119L205 120V118H203ZM140 120H141V118H140ZM194 120H196V118ZM180 123L178 122V125H176L174 127L176 129L175 131L176 132L178 131L177 133H179L180 130L185 129V126L182 127V123L181 124ZM225 123L230 124L231 126L227 125V127L224 128L223 125ZM206 126H207V124H206ZM159 127L160 126H158V128ZM171 127H173V126H171ZM156 128H157V126H156ZM174 128H172V130ZM25 129L29 130V131L25 133L24 132V131H26ZM153 130H156V129L154 128ZM172 130H170L171 133H172ZM193 130H195V131H193ZM241 130L238 131V128H237L238 133ZM244 130H246V128H244ZM162 131H163V133L164 132L167 133L166 131H164V129H162ZM173 132H174V130H173ZM176 132H174L172 134H175ZM181 132H184V131H180V133ZM115 133H114V135H115ZM117 133H119V132H117ZM107 134H109V133H107ZM150 134H149V136H150ZM159 134H160V132H159ZM182 134H184V133H182ZM175 135L177 136L178 134H175ZM198 135H204V137L201 138ZM100 136H101V134H100ZM151 136H152V134H151ZM96 137H97V135H96ZM144 137H146V136H144ZM167 137H168V135H167ZM137 138L139 139L141 137H136L135 140H137ZM163 138L166 139V136ZM165 139H163V140L165 141ZM201 139H202V141H201ZM262 139H263V137L261 138V140ZM104 140H105V138H104ZM135 140H133V141H135ZM179 140H183V139H179ZM98 142H101V141H98ZM106 142H107V140L105 141V143ZM141 142H143V141H141ZM101 143H104V142H101ZM150 143H152V142H150ZM165 143H166V141H165ZM165 143L163 142L162 145ZM198 144L200 146H198ZM92 146H93V144H92ZM101 146H103V148H104L103 144ZM101 146L99 147L100 149H102ZM175 146H176V144L174 145V147ZM73 147H77V146L74 144H73V146L71 145L70 150L73 149ZM94 147H95V145H94ZM93 148L89 147L90 153L88 152L87 154H91V149H93ZM148 149H149V147H148ZM151 149H152V147H151ZM85 150H87V149H85ZM156 150L158 152V150H160V149H156ZM197 150H200V151H197ZM236 150H237V152H236ZM248 150H250V149H248ZM56 151H59L57 149V147H56ZM74 151H76V150H74ZM130 152H131V150H130ZM162 152H163V150H162ZM193 152L194 153L198 152L197 155L199 156V158L197 159V161L199 160L201 162H199V161L197 162L196 159L192 158V155H195V154H192ZM83 153H85V152H83ZM152 153L155 154V151ZM152 153H150V152L148 153V158L151 156ZM158 153H161V150ZM199 153L202 154V156H204V158H205V159H203L204 160L203 163H202V159L200 160V158H202V157H200L201 155ZM69 154H71V152ZM142 154H144V152ZM153 154H152V156H153ZM169 154H171V151H170V153H168V155ZM77 155H79V154H77ZM145 155H146V153H145ZM160 155H159L160 157H163L162 154H160ZM164 155H166V154H164ZM190 156L192 159L190 158ZM198 156L195 155L194 158H196ZM88 157L84 158V160L90 159ZM132 157H134V156L132 155ZM143 157H145V156H143ZM160 157H159V159H160ZM187 157H189V158H187ZM219 157L224 161L223 164L225 163L224 164L225 165L224 174L222 171V174H223L221 177L222 180H220V181H222V184H223V186L221 188H222V190H225L229 194L228 200L227 201H221V202L214 200V199H211V197H210L211 195H213L215 193V191H217L218 188L220 189V187L215 185L216 183H220V182H215L217 180V176H215L213 173L215 170V167H216V161H217V159H219ZM169 158H170V156H169ZM76 159L78 160V157ZM166 159L168 160V158H166ZM166 159L164 160L165 164L167 163ZM68 160H70V159H68ZM74 160L71 158L70 161L75 162L76 160L75 161ZM87 160H85V161H87ZM91 160H92V158H91ZM169 160H171V159H169ZM154 161H155V159H154ZM156 161H157V159H156ZM262 162H263V160H262ZM69 163H67V166H70V165H68ZM87 163H90V162H87ZM156 163H154L155 164L154 166H157ZM200 163H202L201 164L203 166L202 168H204L205 171L204 172L199 171V174L203 173V175L201 174V178H198L196 176L197 175L196 173L198 172L197 168L199 165L197 166V164H200ZM255 163H254V165H255ZM70 164H72V163H70ZM73 164H76V163H73ZM168 164H170L169 161H168ZM236 164H238L239 167H241L240 172L234 170L235 169L234 166ZM72 165L70 167H72ZM85 165H87V164L85 163ZM143 165H144V163H143ZM258 165H257V167H260ZM260 165H262V164H260ZM262 166H264V165H262ZM162 167H164V166H162ZM166 167H168V165ZM108 168H109V166H108ZM126 169H127V167H126ZM220 169H223V168H220ZM220 169H219V171H220ZM153 170H155L154 167H153ZM161 170L164 171L162 173H167L165 171L166 169L162 168ZM151 172H152V170H151ZM43 173H45V172H43ZM93 174H94V172H93ZM133 175H135V172L133 173ZM160 175H161V173H160ZM118 176H119V174H118ZM146 176H148V175H146ZM219 176H221L220 173H219ZM254 176H256V173ZM163 177H165V176H163ZM38 178H39V176H38ZM128 178L131 179L130 177H128ZM147 178H149V177H147ZM161 178H162V176H161ZM34 179H35V177H34ZM86 179H87V177H86ZM137 179H138V177H137ZM160 179H159V181H160ZM124 180H125V178H124ZM108 181L106 183V186L109 185ZM128 181H130V180H128ZM136 181L137 180H135V182ZM161 181H163V180H161ZM161 181H160V184H161ZM94 184H93V186H94ZM123 185L124 184L122 183V186ZM135 186H136V184H135ZM157 187H159V186L156 184L155 190H157V192H158L159 188H157ZM229 187H231L232 189ZM78 189H80V188H78ZM140 189H143V187L142 188L140 187L138 190H140ZM97 190L101 191L103 189H101V190L97 189ZM135 190H137V189L135 188L134 191ZM146 191L147 190L144 189V192L143 191L142 192L145 193ZM78 192H79V190H77L76 194H78ZM86 192H88V191H86ZM154 192L156 193V191H153V193ZM136 193H137V191H136ZM159 194L161 195V193H159ZM62 195H60V196H62ZM84 195H85V192H84ZM137 195H139V194H137ZM73 196H74V194H73ZM79 196L81 197V194ZM84 197H85V201H88L86 199L87 197L86 196H84ZM150 197H148L149 201L153 200L152 197H151L152 199L150 200ZM153 197H155V196H153ZM163 197L162 198L160 197V200L161 199L163 200L164 199ZM168 197H167V199L170 200ZM66 198L62 199L63 202ZM239 199H241V198H239ZM50 200L54 201V202H52L53 204H55L54 207H53V204L52 205L49 204ZM62 200H61V203H62ZM81 200H82V202H79V203H83L82 198H81ZM36 201H42L45 204L40 203V202H36ZM79 201H80V199H79ZM156 201H154V202H156ZM171 201H170V203H171ZM166 202H167V200H166ZM192 202H195L194 204L196 206L193 205ZM197 202L200 203L198 207L196 204ZM151 203H148V204L150 205ZM160 203H161V201H160ZM167 203H166V206H167ZM76 204L78 205V203H76ZM156 204L157 203L154 204L155 207H157ZM159 204H158V207H159ZM162 204H160V207L162 206ZM232 204H233V201H232ZM144 205H145V203H144ZM152 205L153 204H151V206ZM242 205H244V204L240 203V206H242ZM153 206H152V211L155 210V209H153ZM163 206H165V204H163ZM138 207H139L138 208V210H139L140 206H138ZM158 207H157V210H158ZM160 207H159V209H160ZM246 207L247 206H245V209H246L245 213L247 212V209H248V207L247 208ZM136 208H137V206H136ZM161 208H164V209H162L160 211L158 210L157 214H159L161 211L163 213V210L166 213L170 212V211H168L169 209H167V207H161ZM141 209H140V211H141ZM165 209H167V211H165ZM224 210L225 211L227 210L225 215L223 214ZM136 211H137V209H136ZM149 211H150V209L148 210V214H149ZM239 211H240V214H242L241 210H239ZM217 212H221V216L219 215V219H221L222 222L218 223L215 220L216 216H214V215L217 214ZM152 213L153 214L151 215V213H150V215L153 218L155 216V213L154 212H152ZM163 214H162V216L160 215L161 217H159V219H157L158 221L161 220L162 217H163V219L166 220V218L164 217L165 214L164 215ZM136 215H137V213H136ZM140 215H141V212L139 213V216ZM151 216L148 215V219H146L147 218V216H146L145 220H150L149 217H151ZM241 216H240V218H241ZM51 217H49V218H51ZM217 217H218V215H217ZM232 217H233V219H231ZM137 218H138V215H137ZM131 219H132V216H131ZM216 219L219 220L218 218H216ZM158 221H157V223H158ZM104 222H106V221H104ZM167 222H166V224H167ZM0 223L2 224V222H0ZM157 223H155V224H157ZM102 224H104V223H102ZM137 224H139V223L137 222ZM140 224H142V225L144 224V226H145L146 223L140 222ZM140 224L137 226L138 230L145 228V227L141 228L142 226L140 227ZM168 224H170V223H168ZM105 225L107 226V224H105ZM100 226H103V225H100ZM134 227H135V225H134ZM157 227L159 228V223H158V226H156L155 228H157ZM216 228L217 229L220 228L223 230V232L222 231L219 232V234L221 232L224 233V238H223L224 241L223 242L212 240L211 237L208 238L209 234L211 235V233H214V232H212V230L216 229ZM130 229H132L131 226H130ZM151 229H153V228L151 227ZM169 229L167 227L166 230H169ZM159 230L161 231V229H159ZM3 231H4V229H3ZM3 231L1 233H3ZM139 231H141V230H139ZM168 232H170V231H168ZM215 234H216V232H215ZM255 236L258 237L259 235H255ZM58 237L59 236L57 235L54 238V240H55L54 244L60 240V238H58ZM254 237H252V236L248 237V239H246V241L249 242L248 240H250V243H253V241H255V240H253ZM257 237H255L254 239H257ZM259 237H261V236H259ZM152 240L154 242V243L151 242L152 245L154 244L153 246L150 245V241H152ZM258 240H260V239L258 238L257 241ZM257 241H255V242H257ZM261 242L264 243V240H262ZM32 243H35V242H32ZM145 245H146V243H145ZM224 245H225V243H224ZM17 247H19V248H17ZM217 247H219V248H217ZM152 249H150V250H152ZM155 249H153V250L155 251ZM216 250L214 252L217 253ZM143 252L145 253V250ZM156 253H153V254L156 255ZM192 254H193L192 255L193 262L195 264H210V262L208 260H202V259L196 257L194 255V253H192ZM144 255H146V253ZM155 255H154V259H155V261H157L159 259L158 257H160V256H158L157 257L158 259L156 260ZM168 256H169V254H168ZM248 256L249 255H245V252H244V255L241 256V259L244 260V258H246ZM134 257H135V255H134ZM166 258L162 259V260L160 259V261L165 260L163 262L165 264V262L167 261ZM263 260H264V257H263ZM153 261L150 263L152 264ZM140 263H141V260H140ZM140 263H138V264H140ZM154 263L159 264V262H154ZM167 263H169V262L167 261L166 264ZM142 264H144V263H142Z\"/></svg>",
  "mask_w": 264,
  "mask_h": 264
}]
</instances>
